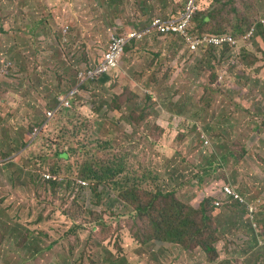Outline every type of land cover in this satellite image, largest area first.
Instances as JSON below:
<instances>
[{"label":"rangeland","instance_id":"rangeland-1","mask_svg":"<svg viewBox=\"0 0 264 264\" xmlns=\"http://www.w3.org/2000/svg\"><path fill=\"white\" fill-rule=\"evenodd\" d=\"M185 4L186 0H0V124L6 127L0 125V167L7 165L2 133L15 137L18 128L25 141H34L19 156L14 153L20 172L14 163L5 172L0 169V264H217L229 258L243 264L249 257L244 248L233 257L232 252L252 239L253 220L259 228L264 225V0L201 2L200 10L213 19L203 27L195 19L198 31L235 34L242 55L231 58L229 49L215 47L190 55L183 51V38L154 36L127 48L107 81L102 76L86 81L69 108L51 119L42 113L57 102L55 94L73 86L71 81H77L82 69L101 59L118 29H134L157 14H177ZM250 31L251 39H245ZM224 115L227 120L221 122ZM176 118L186 124L175 127L170 121ZM208 120L216 125L204 130ZM32 121L38 122L33 126ZM56 149L68 156L57 159ZM200 149L220 153L221 163L224 152H236L238 158L227 153L226 166L208 180L234 184L246 201L237 202L245 213L235 201L217 207L205 194L210 183L189 199L198 188L193 174L200 180L208 165ZM177 152L200 167L184 160L182 172L166 171L162 159ZM241 154L258 172L249 171ZM121 158L130 162L129 172L124 177L118 173L116 181L140 178L137 192L143 201L152 200L159 189H176L183 200L210 210L216 225V216L230 225L217 241L218 260L212 261V255L196 244L187 247L154 237L178 239L172 229L152 223L149 216L140 217L137 204L122 197L132 184L121 190L111 181H79L84 180L80 171L86 161ZM45 172L62 177L59 184H39ZM156 203L160 209L165 199ZM188 216L191 208L185 210L183 221ZM216 225L212 230L218 238ZM195 233L191 231L193 239ZM25 241L33 243L26 246Z\"/></svg>","mask_w":264,"mask_h":264},{"label":"trees","instance_id":"trees-1","mask_svg":"<svg viewBox=\"0 0 264 264\" xmlns=\"http://www.w3.org/2000/svg\"><path fill=\"white\" fill-rule=\"evenodd\" d=\"M156 16H158V15H156ZM156 16H154V17H156ZM152 19L150 18V21L146 22V24L150 23L152 21ZM195 19H200L201 20V27H203L204 25H206L207 23H209V21H211L213 19V16L211 13L207 14L204 11L199 10L195 15L194 21H195ZM146 24H144V25H146ZM140 26H143V24H137L136 26H133V27L137 28ZM194 26H195V30L198 31V28L196 27L195 24H194ZM128 29H130V28L123 27V30H128ZM238 30L243 31V27L240 26L238 28ZM198 32H200V31H198ZM247 32H239V33L240 34H246ZM200 33L201 34H215V35L232 34L230 32H227V33H210V32L205 31L203 29L201 30ZM232 35L237 37L235 34H232ZM156 36H162V35H156ZM170 36L177 37L176 35H170ZM149 38L150 37H146L145 39H141V40H134L129 46L126 47V49L127 48L129 49L130 46L134 42L137 43L140 41H145ZM206 48L207 47H205L204 50ZM211 48H214V46H211ZM215 48H220V49L227 48V49H229L231 58H234L236 55H242V47L241 46L226 44L224 46L215 47ZM199 52L200 51H196L194 53H199ZM121 59H123V58H121ZM219 60H221V59H219ZM15 64L18 65L17 63H15ZM92 64L93 63L90 62L89 65H92ZM0 66H1V62H0ZM19 70L21 71L20 67H19ZM107 79H109L108 75H104L101 80H104L103 82H105V81H107ZM76 82L77 81H71V84L74 85ZM45 108L47 109L48 107L43 108L42 113H44V114H46V111L48 109H50V108H48L46 110ZM1 118L2 117L0 115V119ZM220 118H221V122H226V120H227L225 115H224V117H220ZM45 120H47V119L44 118L41 121V123H43ZM180 121L181 120H178L176 118V119H174V121H170V122L175 127L181 128L182 125H185L186 123H184V121H182V123H179ZM35 122H38V121H32L31 125L35 126ZM193 124H197V122H193ZM0 125L2 128H4V126H5V125H3V123H1ZM215 125H216L215 120H211V121L208 120L203 124L202 128L204 130H209L210 128H212ZM14 132L16 133V137H13V138L7 137V140L5 139V141L3 142V145H5L7 143L8 145L12 146V148L16 152H18V151H20L21 148L26 147L30 143V141H25L24 131L20 132L19 129L17 128ZM209 142H210L209 139L205 140V144H209ZM33 143H34V141H32L29 144V146H31ZM226 146L229 147V145H226ZM200 151L204 152L206 158L208 159V165L203 172V173H205V175L199 174L200 180H198L197 175L193 174V179L196 181V184L194 187H198V188L194 191V193L191 195V197L189 199H193L195 197V195H197L200 188L204 189L205 185L210 183L208 178L213 176V173L215 171H217V168L219 169L220 167L226 166L225 156L227 153L233 154L236 158H238L236 155V152H232V151L228 152L227 151V152L223 153V157H222L223 162L221 163L220 158H219L220 153H218L214 150H208V149H200ZM54 156L66 158L68 156V153L65 151H58L56 149L54 152ZM58 157H57V159H59ZM240 159H245V157L241 154ZM162 160L165 162L166 166L169 167L171 160L167 157L162 159ZM166 160L168 161V163H166ZM261 160H263V157ZM214 164L217 165V167L214 166ZM129 166H130V162L125 160V158H121L118 162L105 161V160H97V161H89L88 160L85 163H83L81 171H80V175L84 180L95 179L98 182L111 181L115 184H118L121 190L125 189L128 185L132 184L131 190L128 191L126 194L122 195V197L125 200H131L137 204L136 210H138V214L140 217L144 218L145 216H149L151 218L152 223H157L159 225L168 227L169 230L172 229L170 231V233L176 232V236L178 239L173 240V239H170L168 237H162L158 234H154V237H158V238L165 239V240H171L173 242H177V243H181V244H186L187 247L189 244H196L197 246H200L201 248H203V250H205L206 252H208L212 255V258H211L212 261L218 260L221 256V251L219 250V247L217 246L218 245L217 241L219 239H221V236H223L227 232H229L230 225L222 224L220 222L219 216H216V218H217V225H216L215 220H214L215 217H214V215H212L210 213V210H204L201 208H196L195 206H193L189 202L183 200L182 198H180L177 195V193H180V192L176 191V189H171L168 191H166L164 189H159L157 191V193L154 195L152 200H150L149 202L143 201L142 200L143 198H141V194L139 192H137V189L140 185V182L142 181L140 178L129 177L124 183H120L119 181H116L118 173L121 172L122 177H124L125 174H128L129 169H127V168ZM192 166H193V168L194 167H200L199 162H197L195 160H194V162H192ZM56 167H58V166H56ZM16 169L19 171V169L17 167H16ZM57 170H58V168H56L55 171H57ZM206 175H208V176H206ZM54 176H56V175H54ZM56 177L57 178H52L49 180H46L45 178L39 179L40 180L39 184H45V185H47V188H54L57 184H59V182L61 180L60 176H56ZM225 184H231V183L226 182V181H219V180L212 181L206 188V193H209L211 195L207 198L210 201H212L213 199L216 200V197H214V195L219 193L222 189H224ZM96 187L97 186H95V188ZM161 197L165 199V204H163L160 207V209H157V203L156 202ZM221 201H222L221 206H223L225 204H228V206H230L231 204L235 203L233 201V199H229V198H225ZM235 207L237 209H242L244 211V213L246 211L245 208L242 207L237 202L235 204ZM188 208H191V216H188L187 219H185L183 221V215L185 213V210ZM183 225H188V227L185 230H182ZM215 225H216V230H218V238L215 237L214 231L212 230L213 226H215ZM169 230H167L168 235H169ZM192 230H195V232H196L195 233V239H193V236H191ZM31 243H33V242L25 241L26 246H28ZM239 248H245L244 244L240 245L239 247H236L233 250L232 257L234 255L235 251H240ZM250 248L253 250H249L248 248L243 249V251L249 255V257L244 259L243 264H264V246L258 247V248H256L255 246H252ZM38 251H40V249L34 250V254H37ZM217 264H234V259L233 258L222 259Z\"/></svg>","mask_w":264,"mask_h":264},{"label":"built area","instance_id":"built-area-1","mask_svg":"<svg viewBox=\"0 0 264 264\" xmlns=\"http://www.w3.org/2000/svg\"><path fill=\"white\" fill-rule=\"evenodd\" d=\"M203 0H186L185 6L174 15H158L146 25L123 30L121 33H116L110 37L107 48L101 53L100 60H94L93 65L83 69L78 77V82L75 86L70 88L64 95L59 98L58 103L46 111V116L51 119L56 112L71 105V100L75 97L81 85L91 79H96L101 75L110 73L116 68L123 57L125 48L133 40L145 39L149 35L170 36L176 35L183 38V41L193 51H202L205 47H221L226 44L238 45V39L232 34H201L195 30L194 18L196 13L201 8ZM253 32L250 31L245 39H251ZM37 133V128L34 129V134ZM2 161H0V164ZM49 180L53 177L51 173H43V179ZM81 183L86 184L85 181L80 180ZM222 193L225 198L243 200L238 190L231 184L225 185ZM218 205L222 204L221 200L217 201ZM264 243V228L259 230Z\"/></svg>","mask_w":264,"mask_h":264},{"label":"crops","instance_id":"crops-1","mask_svg":"<svg viewBox=\"0 0 264 264\" xmlns=\"http://www.w3.org/2000/svg\"><path fill=\"white\" fill-rule=\"evenodd\" d=\"M151 6H152V8H153V6H155L156 4H150ZM162 14H164V13H161V14H157V15H162ZM168 14H172V13H168ZM150 21V19L149 20H147L146 22H149ZM146 22H144V23H139V24H146ZM118 30H120L119 31V33H121V32H123V28H120V29H118ZM156 36V35H155ZM148 37H150L149 38V40L150 39H152V37H154V35H149ZM183 51L185 52V51H187L190 55H195V54H193L194 52L189 48V46L188 45H183ZM119 69V67L115 70V72L117 71ZM114 72V73H115ZM103 77V76H102ZM108 77L110 78V75H108ZM147 85H150V83H147ZM55 99H57L58 100V98H59V95L57 96V94H55V97H54ZM42 112H43V110H42ZM4 128H6L5 126H4ZM4 128H2V129H4ZM16 134V133H15ZM16 137V136H15ZM1 138L3 139V141H5V139L7 140V136H5V135H3V133H2V135H1ZM9 138H13V136H11V137H9ZM3 146H5V149L3 150V152H2V154L3 155H5V157H6V160H7V162L5 163V164H7L6 165V167H8L9 169H10V166H14V164L16 165V167H19V165L17 164V163H15V162H13V157H14V153L16 152L13 148H12V146H10V145H8L7 143L5 144V145H3ZM25 148V147H24ZM23 148H21L20 149V151L22 150ZM20 151H18L17 152V155L19 156V152ZM170 160H171V162H170V164H169V167H167V170L166 171H174V170H177V165H176V163H175V160L173 159V157H171L170 158ZM243 161H245V164H248L251 168H250V170L249 171H256V172H258V170H257V167H255V168H252V166H251V164L246 160V159H243V160H241V162H243ZM14 163V164H13ZM244 163V162H243ZM4 165V164H3ZM240 165H241V163H240ZM2 166V165H1ZM5 166L4 167H0V169H2L4 172H5V169H7ZM242 167V166H241ZM242 173V172H241ZM9 175L11 174V172L10 173H8ZM9 175H8V177H9ZM32 176V175H31ZM7 177V178H8ZM60 178H62V177H60ZM36 181H37V179H35ZM21 183H24L23 181H21ZM252 246H255L256 248H258V247H262V246H264V243H263V241H262V238H261V236H260V234H258V233H254L253 234V236H252V239H250L246 244H245V248H248L249 250H253V249H251L250 247H252ZM53 247V246H52ZM52 247H49V248H52ZM244 248V249H245ZM37 254H39V251H38V253ZM37 254H34V255H37Z\"/></svg>","mask_w":264,"mask_h":264},{"label":"clouds","instance_id":"clouds-1","mask_svg":"<svg viewBox=\"0 0 264 264\" xmlns=\"http://www.w3.org/2000/svg\"><path fill=\"white\" fill-rule=\"evenodd\" d=\"M134 41V40H133ZM132 41V42H133ZM132 42H130L127 46H129ZM108 46V45H107ZM125 50H126V48H125ZM105 51V50H104ZM103 51V52H104ZM102 52V53H103ZM124 53H125V51H124ZM124 55V54H123ZM121 58H123V57H121ZM123 60V59H122ZM122 60H120V62H119V64H118V66L116 67V68H114L112 71H110V73H106V74H104V75H112L114 72H115V70L118 68V67H120V63H122ZM92 63H94V61H92ZM93 65V64H92ZM90 66V65H89ZM89 66H87V67H89ZM86 68V67H85ZM84 68V69H85ZM83 70V69H82ZM81 70V71H82ZM104 75H101V76H104ZM78 77H79V74L77 75ZM78 77H77V82H78ZM77 82L75 83V85L77 84ZM75 85H73V86H75ZM84 85V84H83ZM83 85H81V87L83 86ZM72 86V87H73ZM71 87V88H72ZM80 87V88H81ZM79 92H80V90H79ZM79 92H78V94H79ZM65 93H63V94H61V95H59V98L62 96V95H64ZM77 94V95H78ZM76 95V96H77ZM75 96V97H76ZM75 97H73L72 98V100H71V103L73 102V100H74V98ZM59 98H58V100H57V102L53 105V106H55L57 103H58V101H59ZM71 106V105H70ZM70 106H68V107H63V108H61V109H59L57 112H59L60 110H63V109H65V108H69ZM52 107V106H51ZM50 107V108H51ZM56 112V113H57ZM56 115V114H55ZM208 139V138H207ZM171 157H173V159L175 160V163H176V165H177V170L178 171H181V170H183V168L181 167V165L180 164H182V162L185 160L190 166H192V163H191V160H187V159H184L183 158V155H182V152H177L175 155H173V156H167V158H171ZM166 163H168V161L166 160ZM167 167V166H166ZM193 167V166H192ZM182 172V171H181ZM53 177H55V178H57L56 176H54L53 175ZM80 180H82V179H80ZM79 180V181H80ZM82 181H85L86 182V180H82ZM87 183V182H86ZM232 184V183H231ZM230 184V185H231ZM233 186H234V184H232ZM235 187V186H234ZM205 188V187H204ZM236 188V187H235ZM200 190H203V189H201L200 188ZM199 190V191H200ZM238 190V189H237ZM198 191V192H199ZM222 191H223V189L219 192V193H217V194H215L214 195V197H216V200H215V204H216V206H221V205H218L217 204V201L218 200H223V199H225V196H224V194L222 193ZM239 192V191H238ZM220 193L222 194V196H220ZM240 193V192H239ZM205 194L207 195L206 197H209V196H211L209 193H206V191H205ZM233 201H235V202H245L246 203V201L243 199H240V200H236V199H234ZM251 208V210L252 211H254V208L253 207H250ZM252 228H253V230L255 231V233H258L259 234V230H261V229H263L264 228V225L262 226V228H259V226H258V222H257V220L255 219V220H253L252 221ZM261 236V235H260ZM261 238H262V236H261ZM250 239H248L245 243H243L244 244V246H245V244L249 241ZM49 247H52V245H50Z\"/></svg>","mask_w":264,"mask_h":264}]
</instances>
